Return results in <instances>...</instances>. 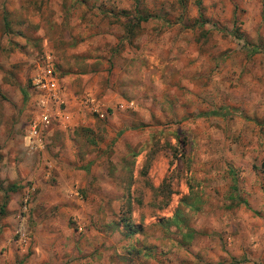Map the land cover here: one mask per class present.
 Instances as JSON below:
<instances>
[{
	"label": "rangeland",
	"instance_id": "obj_1",
	"mask_svg": "<svg viewBox=\"0 0 264 264\" xmlns=\"http://www.w3.org/2000/svg\"><path fill=\"white\" fill-rule=\"evenodd\" d=\"M44 54L107 115L29 148ZM73 153L94 175L58 190ZM27 156L45 194L7 190ZM217 263L264 264V0H0V264Z\"/></svg>",
	"mask_w": 264,
	"mask_h": 264
},
{
	"label": "crops",
	"instance_id": "obj_2",
	"mask_svg": "<svg viewBox=\"0 0 264 264\" xmlns=\"http://www.w3.org/2000/svg\"><path fill=\"white\" fill-rule=\"evenodd\" d=\"M38 64L33 71L31 77H30V103L28 104V115L24 117L25 126L23 128H26V144L29 148L32 147H39L41 142L44 140L46 141L48 136L50 135L51 138H53L57 131L60 130L61 132L69 130L70 135H73V131L75 130L76 126H92V123L95 121V117L92 115H95L97 117L103 118L107 115L106 113V98L102 97L101 99H96L93 95L97 92L100 93L102 90L99 88L100 82L97 80L96 73H94L93 80L95 83L93 84L92 81L86 83V79L89 77L90 68L87 71V68L85 69L87 72L77 70L80 73H71L67 72L66 75H62L60 73V70L54 68L56 77H57V84L60 87L59 91V104L53 103L45 94V92L39 88H36L33 85V79L38 73ZM55 65V63H54ZM58 70V71H57ZM84 88L83 90L81 88ZM76 90H79L78 93ZM28 95L24 96V99L27 98ZM105 98V100H104ZM123 104V103H119ZM77 109L81 110L80 113H77ZM42 113H47L49 116V122L45 125L40 124L38 133L32 137L31 139L28 138L29 130L31 127V122L33 120H37L39 116ZM27 119V120H26ZM58 128V130H57ZM68 128V129H67ZM43 131H45V139L42 141L38 139L39 134H41ZM50 138V141H51ZM70 141L69 137L67 136V133L64 137V145L70 146L68 143ZM80 143V142H79ZM58 144V143H57ZM55 145L56 149H58L59 145ZM69 144V145H68ZM78 144V143H77ZM79 146V144H78ZM77 145H73L72 150L78 151L79 147ZM67 147V148H68ZM77 156V157H76ZM28 158H24L21 162V164H17V167H21L22 170L20 172V175L18 173H15L13 171H10V174L8 175V179L11 180L12 184H8V191H11L14 189V186H12L14 183L13 181L15 179H21L25 177V179L29 178L31 179L32 183L35 181L38 182V186L40 189L44 187V194H45V187L46 190L49 187L48 181L42 184V180L46 179V176L50 174L49 170L44 169V163L42 164H34V161L30 159V156H27ZM76 158V162H68V160H65L64 158L61 159L60 164L55 162L56 167L54 169V172H57L61 177L65 176V179H62V184L65 186L62 188L63 185L59 187L58 190H66L69 188V184L74 181L80 182L82 178L79 180L82 176H93L94 175V168L96 167V163L93 160V157L89 154L84 155L83 157H79V155H72V159ZM58 165V166H57ZM12 166H15L13 164ZM34 166V167H33ZM36 167H38L36 169ZM20 169V168H19ZM69 171V173H67ZM68 175V177H67ZM59 179V178H58ZM83 183V182H82ZM81 184V182H80ZM48 186V187H47ZM53 189V187H52ZM43 190V188H42ZM63 190V191H64ZM9 258V257H7ZM14 262V259L10 257V260L8 259L7 262Z\"/></svg>",
	"mask_w": 264,
	"mask_h": 264
},
{
	"label": "built area",
	"instance_id": "obj_3",
	"mask_svg": "<svg viewBox=\"0 0 264 264\" xmlns=\"http://www.w3.org/2000/svg\"><path fill=\"white\" fill-rule=\"evenodd\" d=\"M54 60L50 54L41 56L38 64V73L33 79V85L43 90L46 96L53 102L59 104L60 87L57 84V77L54 71ZM124 107L123 104H120ZM49 122L47 113H42L37 120L31 122L28 138L34 137L38 131L40 124L45 125ZM25 235L20 236L21 241H25Z\"/></svg>",
	"mask_w": 264,
	"mask_h": 264
},
{
	"label": "trees",
	"instance_id": "obj_4",
	"mask_svg": "<svg viewBox=\"0 0 264 264\" xmlns=\"http://www.w3.org/2000/svg\"><path fill=\"white\" fill-rule=\"evenodd\" d=\"M217 264H221V263H217Z\"/></svg>",
	"mask_w": 264,
	"mask_h": 264
}]
</instances>
